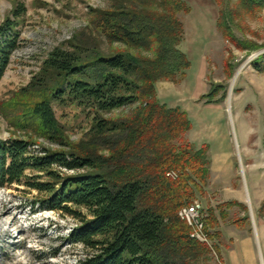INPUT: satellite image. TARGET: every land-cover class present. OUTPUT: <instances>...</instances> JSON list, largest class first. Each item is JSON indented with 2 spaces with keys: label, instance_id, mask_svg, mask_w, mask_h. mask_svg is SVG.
<instances>
[{
  "label": "trees",
  "instance_id": "1",
  "mask_svg": "<svg viewBox=\"0 0 264 264\" xmlns=\"http://www.w3.org/2000/svg\"><path fill=\"white\" fill-rule=\"evenodd\" d=\"M240 4L264 9V0ZM25 11L16 7L0 25V82L21 47L19 18ZM190 12L183 0H112L95 12L92 34L74 35L54 48L30 84L2 107L12 115V126L35 137L0 140V190L24 186L38 193L40 209L78 219L69 240L90 252L78 264H196L210 258V248L192 238L193 230L179 218L195 189L202 194L208 185L209 146L183 142L193 129L188 113L163 105L156 90L161 81L179 83L191 67L179 49L185 35L180 15ZM218 29L238 43L225 10ZM253 65L264 71V56ZM221 91L225 88L213 87L201 99L222 103L227 93L218 99ZM54 103L76 104L93 114L90 142L77 146L68 139ZM132 106L137 107L128 119L105 117ZM38 139L60 148L42 146L36 153L31 148ZM101 147L110 156L99 153ZM170 171L178 180L167 178ZM234 207L247 209L238 202L222 204L223 221ZM217 226L210 210L205 229L210 238Z\"/></svg>",
  "mask_w": 264,
  "mask_h": 264
},
{
  "label": "rangeland",
  "instance_id": "2",
  "mask_svg": "<svg viewBox=\"0 0 264 264\" xmlns=\"http://www.w3.org/2000/svg\"><path fill=\"white\" fill-rule=\"evenodd\" d=\"M183 1L191 12L180 15L185 35L179 49L188 57L191 67L179 83L161 81L156 90L163 105L188 113L193 129L183 136V142L197 149L209 146L210 179L202 194L195 189L192 204L198 202L203 207L207 242L198 241L210 248L211 255L196 264H230L227 254L238 249L243 254V258H239L242 264H250L243 240L248 235L254 238L256 264H264V215H261L264 71H258L253 65L264 56V9H248L240 0H223V6L216 0ZM111 3L112 0H0V25L12 17L16 7L23 6L26 10L19 18L21 47L0 82V140L35 137L29 131L12 126V115L3 112L2 107L9 106L30 84L54 48L74 35L92 34L95 12L107 9ZM224 10L230 32L238 43L230 42L218 29ZM102 43L103 51L108 52V44ZM116 46L123 49L119 44ZM213 87L225 88L227 95L222 103L201 99ZM136 107L115 110L105 117L122 121L130 118ZM53 109L74 145L90 142L87 134L93 124L92 113L70 103L63 106L54 103ZM42 146L60 148L41 139L31 150L39 153ZM98 152L110 156L108 148L101 147ZM171 173L178 174L170 171L167 178L178 180L179 174L174 180L169 176ZM27 174L31 176L32 172ZM38 198L37 192L24 186L0 190V264H78L84 260L90 252L69 240L79 220L40 209ZM230 202H238L247 209L234 207L223 221L218 207ZM210 210L215 212L219 223L210 231L212 238L205 231ZM240 220L244 221L236 224ZM191 229L193 238L195 230ZM216 233L220 237L215 236Z\"/></svg>",
  "mask_w": 264,
  "mask_h": 264
},
{
  "label": "built area",
  "instance_id": "3",
  "mask_svg": "<svg viewBox=\"0 0 264 264\" xmlns=\"http://www.w3.org/2000/svg\"><path fill=\"white\" fill-rule=\"evenodd\" d=\"M169 176L174 180L178 178V174L176 173H171ZM179 216L183 221L187 222V224L195 230L193 238L202 242H207V238L204 234L203 207L200 203L194 202L191 206L184 208L180 212Z\"/></svg>",
  "mask_w": 264,
  "mask_h": 264
},
{
  "label": "crops",
  "instance_id": "4",
  "mask_svg": "<svg viewBox=\"0 0 264 264\" xmlns=\"http://www.w3.org/2000/svg\"><path fill=\"white\" fill-rule=\"evenodd\" d=\"M242 203V202H241ZM264 226V225H263ZM244 243H245V247L248 253V258L250 261V264H256V260H255V242H254V238L251 237L250 235L243 237ZM241 250H232L227 254V260L229 261L230 264H242V262L239 260L243 258V254L240 253ZM225 257V255H224ZM225 259V258H224Z\"/></svg>",
  "mask_w": 264,
  "mask_h": 264
},
{
  "label": "bare ground",
  "instance_id": "5",
  "mask_svg": "<svg viewBox=\"0 0 264 264\" xmlns=\"http://www.w3.org/2000/svg\"><path fill=\"white\" fill-rule=\"evenodd\" d=\"M237 80V77L235 78V81ZM235 81H234V84H235Z\"/></svg>",
  "mask_w": 264,
  "mask_h": 264
}]
</instances>
